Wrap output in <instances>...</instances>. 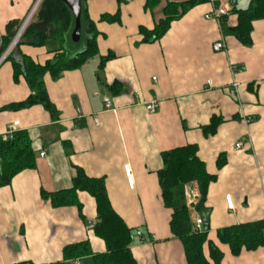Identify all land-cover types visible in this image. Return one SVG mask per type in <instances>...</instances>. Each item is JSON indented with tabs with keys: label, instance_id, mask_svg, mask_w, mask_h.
Masks as SVG:
<instances>
[{
	"label": "crops",
	"instance_id": "obj_1",
	"mask_svg": "<svg viewBox=\"0 0 264 264\" xmlns=\"http://www.w3.org/2000/svg\"><path fill=\"white\" fill-rule=\"evenodd\" d=\"M169 1L160 0L150 11L145 0H86L98 31V54L56 80L44 75L56 117L40 104L3 109L30 94L23 76L14 80L9 57L22 54L44 64L53 52L18 40L9 57L0 60V137L17 121V130L31 139L36 163L0 186V264L62 261L66 245L84 240L93 253L105 251L93 233L95 201L89 194L77 192L82 217L76 205L55 207L40 197L41 190L71 187L76 167L104 179L113 209L134 229L130 249L139 264H186L182 243L170 230L172 209L163 204L157 175L162 152L186 144L197 146L206 171L216 176L204 205L210 209L207 237L222 251L221 264H264V246L233 256L216 238L220 228L264 218V18L252 22V43L245 46L205 18L211 9L206 2L172 21L159 40L142 43L139 27L152 29ZM33 2L0 0L3 37L7 23L22 24ZM249 2L235 0V6L246 8ZM115 13L118 22L100 20L102 14ZM236 22L235 14L227 16L228 26ZM220 39L226 48L214 51L212 44ZM108 53L113 58L100 68V57ZM113 83L120 86L118 91ZM152 103L153 111L147 109ZM213 116L221 121L212 135H205L202 127ZM241 138L243 148L235 149ZM220 156L225 163L217 167ZM187 188L198 185L190 182L178 190ZM226 195L232 209L226 206ZM179 204L175 198L174 205ZM204 254L208 256L206 244ZM78 260L93 264L90 255Z\"/></svg>",
	"mask_w": 264,
	"mask_h": 264
},
{
	"label": "trees",
	"instance_id": "obj_2",
	"mask_svg": "<svg viewBox=\"0 0 264 264\" xmlns=\"http://www.w3.org/2000/svg\"><path fill=\"white\" fill-rule=\"evenodd\" d=\"M207 1L171 0L167 2L163 8V17L152 29L139 27V33L142 35L141 42L152 43L159 40L167 32L172 21L182 17L194 6ZM230 2L232 9L229 14L236 15V25L232 27L227 25L229 15L227 14L219 21L220 31L222 34H232L241 44L248 46L252 43V22L264 18V0H250L246 8H237L235 0H230ZM159 3L160 0H145L144 8L151 11ZM100 20L118 22L119 15L118 13L102 14ZM20 25L19 20H11L7 23L0 55L15 36ZM74 25L73 13L63 1L40 0L32 20L20 35L19 43L46 46L49 51L53 52V57L44 64H38L22 54L18 58L8 56L12 59L14 80L17 81L19 76H23L30 94L23 101L10 104L3 109L28 108L40 104L50 113L51 117L57 116L56 109L45 89L44 75L48 73L53 80H56L63 71L77 69L98 54L96 40L98 31L94 22L88 17L86 0H80L79 40L76 43L71 39ZM113 56L111 53L101 56L99 67H103L105 62ZM117 85L113 83L111 87H116L118 91L120 86ZM220 121L214 116L211 117L209 123L202 127L203 133L212 135ZM222 157L218 158L217 167L224 165ZM162 161L163 166L157 173L161 197L164 206L172 209L170 230L172 235L182 243L186 264H221L222 251L207 237L210 209L204 205L208 187L216 180V176L206 171L204 162L197 156L195 144L177 146L162 152ZM35 164V152L26 131L16 130L10 138L5 140L0 137V186L9 184L19 172L35 168ZM190 182L197 183L200 193L195 208L202 219L201 230L194 228V222L184 201V193L178 190L180 186ZM77 192H86L95 201L96 220L92 228L94 235L103 241L105 251L93 253L88 241L84 240L66 245L62 250V261L41 264H65L67 260L89 255L92 257L93 264H139L130 249L134 229L128 227L113 209L103 178L87 176L81 168L76 167V175L72 179L71 187L50 193L41 190L40 197L50 201V204L55 207L76 205L82 217ZM175 198L180 200L178 206L174 205ZM216 238L219 243L228 246L233 256L239 255L243 250L263 247L264 218L220 228L216 231ZM205 244L208 246V256L204 254ZM16 264L33 263L19 262Z\"/></svg>",
	"mask_w": 264,
	"mask_h": 264
},
{
	"label": "built area",
	"instance_id": "obj_3",
	"mask_svg": "<svg viewBox=\"0 0 264 264\" xmlns=\"http://www.w3.org/2000/svg\"><path fill=\"white\" fill-rule=\"evenodd\" d=\"M39 3H40V0H34L25 20L22 22V24L18 28L12 41L4 48L3 52L1 53L0 60L8 56L11 50L13 49V47L15 46V44L18 42L21 33L23 32L24 28L26 27L31 17L34 15ZM207 3L210 4L211 9L205 14V18L215 20L218 24H219L221 17L229 14V12L232 9V4L230 0H208ZM2 44H3V36L0 32V48L2 47ZM225 48H226V45L222 39L215 41L212 44V49L214 51H224ZM105 101H106V106H108V101L106 99ZM155 107H156V104L152 103L147 106V109L153 111ZM17 125H18L17 121H14L13 123H11L5 130L4 134L1 136L2 139L5 140L7 138H10L13 132L17 130ZM244 144H245V140L244 138H241L240 140L236 142L234 147L235 149H242ZM39 155L43 156L44 152L43 151L40 152ZM124 173L126 176L127 184L129 185V187H132L133 180H132V175L130 173V169L128 165L124 166ZM199 198H200V193L197 188H187L184 191V201L190 212V216H191L192 221L194 222V228L196 230H201V227H202V219L197 213L196 208H195L196 204L199 201ZM225 202H226V206L228 209L233 208V202H232L230 195L225 196ZM193 215H196V216L193 217ZM136 234L137 236H140L141 232L137 231ZM73 264H80V262L78 259H74Z\"/></svg>",
	"mask_w": 264,
	"mask_h": 264
},
{
	"label": "water",
	"instance_id": "obj_4",
	"mask_svg": "<svg viewBox=\"0 0 264 264\" xmlns=\"http://www.w3.org/2000/svg\"><path fill=\"white\" fill-rule=\"evenodd\" d=\"M61 1H63L73 13L75 25L71 33V39L73 41H77L79 39V28H80L79 25L80 0H61Z\"/></svg>",
	"mask_w": 264,
	"mask_h": 264
},
{
	"label": "rangeland",
	"instance_id": "obj_5",
	"mask_svg": "<svg viewBox=\"0 0 264 264\" xmlns=\"http://www.w3.org/2000/svg\"><path fill=\"white\" fill-rule=\"evenodd\" d=\"M242 5H245V4H242ZM237 7H240L239 5Z\"/></svg>",
	"mask_w": 264,
	"mask_h": 264
}]
</instances>
